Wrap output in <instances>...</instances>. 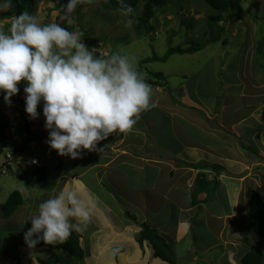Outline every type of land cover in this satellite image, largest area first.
Here are the masks:
<instances>
[{
    "label": "rangeland",
    "instance_id": "1",
    "mask_svg": "<svg viewBox=\"0 0 264 264\" xmlns=\"http://www.w3.org/2000/svg\"><path fill=\"white\" fill-rule=\"evenodd\" d=\"M64 6L66 4H63L62 0H37L29 13L33 14L42 24L55 22L69 31L76 29L83 31L84 43L89 48L96 47L100 54L119 52L135 57L137 68H139L138 63L143 59L162 58L171 48L189 47L190 39L199 42V45H203L205 40L209 38L208 34L203 35L204 32H214L216 35L218 33L219 40L212 45H207L199 53L192 55L172 54L165 61L154 60L141 66L144 70L141 74L148 84L150 82L157 83L148 74L147 70H150L149 72L161 73L164 76L163 82L166 86L155 87V89L151 86L152 106L140 114L137 123L131 129L140 131L137 134L131 130L130 134L125 132L123 143L128 145L126 150L132 156L143 155L142 153H144L149 157L158 156L160 158V156L164 155L163 157H165L167 155L168 158L165 159L167 164L175 162L170 157L171 153L174 155L183 152L180 150L184 148L185 140L197 144L201 142L207 145L208 148L212 147L216 152L225 153L230 161H235L233 158L235 154L247 166V170L244 173H238L230 169L226 172V177L239 180L242 187L241 195L245 193L247 188L251 187L258 191L264 199V81H262L261 75H257L259 68L255 65L256 44L259 37L264 36V0H242V15L239 16L232 12L230 16H225L224 20L215 22V24L207 21L212 14L210 11H213V9L207 4L203 6L202 0H170L167 7L150 21L152 29L149 35H142L141 32L137 35L132 26H127L126 20L128 18L120 13L106 11L102 0L94 4H78L75 11L67 16L63 14ZM142 7L143 3H140L135 10L134 17L141 14ZM5 11L6 9L0 10V14ZM14 18V16L9 18L0 17V29L7 32L13 24ZM206 23H209V25L207 26ZM89 40H96L97 42L91 45ZM19 87L20 92L11 98V104H6L3 94H0V116L8 122L7 133L14 148H19L23 141L25 134L22 128L26 125L27 118L22 114L25 109V94L23 91L25 85L23 82ZM171 96L177 100L178 106L172 103ZM189 99L197 105L198 109L193 107V103ZM157 106L162 112V116L158 114L159 109ZM37 111L40 113L39 117L35 120L29 117L31 124L28 126L31 131L34 130L35 133L42 136L37 131L39 126L45 124L42 115V104L38 106ZM205 112H208L210 117ZM221 114L229 116L233 122L230 121L229 124L227 117L219 118ZM247 116L248 118H245ZM142 117L153 122L147 123L141 119ZM203 117L207 119L204 120ZM175 119H178L177 125L174 122ZM234 122L237 123L234 125ZM41 130L46 132L44 126ZM112 139L117 140L118 138L114 134ZM43 144L38 145L34 142L33 147L28 145L24 151L27 156H31L33 153L39 156L40 153V158H45L48 154L54 157L55 151L47 147V143V148ZM230 144H233L236 149L227 147ZM119 147L122 148L120 143L112 148L119 150ZM104 148L109 152L108 148ZM99 149L97 145V150L99 151ZM88 152L81 153L80 158L85 154L83 159L66 157L68 160L65 162L66 164L61 162L62 171H73L78 166L89 164L91 159H89ZM115 154H119V151H116ZM116 157L118 156H114V159ZM202 160L205 161L206 156ZM18 163L22 166L23 176L21 180L18 179L13 183L16 185L12 184L11 186L10 177L0 172V181L2 183L9 182L7 189L3 190L0 187V202L7 199L12 191L22 190L25 205L30 210L35 211L39 204L44 201L46 194L51 193V190L55 187L54 177L59 174V171L56 170L47 181H44L45 177L43 178L42 175L40 182L38 180L36 182L34 177L31 178L33 181L30 180L35 168L24 166V162L21 161ZM233 166L231 163L229 168ZM10 168L13 171L17 167L14 163H11ZM164 169L163 167L162 169L150 167L139 172L126 165L123 170L125 177L122 178L120 170L115 166L113 171L105 175L106 181L103 182L108 185L106 184L103 187V198L100 202L111 210L108 222L112 226L123 228L125 224L131 225L134 219L141 218V215L134 211V208L137 207L132 202H137V196L143 194L145 190L148 191L150 185L153 189L157 187L155 189L157 196L151 197L152 195H150L148 197L155 207L160 203L157 200L160 194L161 197L165 193L169 195L166 197L163 206L161 207L163 201L159 205V208L161 207L160 212H158L159 216L148 215L152 225L155 224V221L156 223L160 222L159 220L163 219L162 215L167 212L171 213V218L167 222L169 225L177 218H190L186 213H182L178 206L174 208L175 206L171 204V198L176 194H181L182 191L180 188H169L171 184L168 178L164 176L166 171ZM96 171L93 170L88 173L86 179L97 192H100L99 187H102V184L98 185V182L96 183L94 177L98 173ZM99 172L100 176L103 177V172ZM192 174L191 183L194 181L197 171ZM119 177L121 179L118 181ZM231 185L227 181L222 184L221 189L216 191L215 199L218 208L222 204V199L225 198L222 195L224 191L232 192ZM17 186L21 187L16 188ZM39 191H43V196L38 199L32 193H39ZM123 191L126 192V197L122 195L121 192ZM197 196L201 195L198 194ZM245 203L248 204L246 198ZM239 206L241 207L242 204L240 203ZM240 210L241 212L244 211V209ZM246 213L245 220L248 221ZM24 218L25 213L23 210L14 212L6 218L0 207V264L16 259L17 256L19 258V245L23 246L22 249H26L24 248L27 246L24 239L14 241L20 236V232L16 233L19 227L26 223ZM238 223L235 220L234 227ZM229 224V221L224 223L218 219H207L204 207H200L198 212L196 211V216L193 217L192 222L185 224L183 228H179L174 233L171 242H175L167 243L172 247L173 253L175 251V264H227V254H230L229 249L227 247L225 253V247L223 244H219L221 240L217 237V233L223 228L227 234L230 230ZM28 226L30 228L31 224L28 223ZM91 227L89 222L87 230L93 232L94 230ZM130 227L136 228L133 225ZM26 229L24 226L22 232ZM10 232L13 233L9 235ZM176 233L177 235H175ZM229 233L235 236V240L239 237L240 239L243 236L245 237L240 249L241 252L248 251L250 247H253L264 254V239L259 238L254 232L250 231L248 222H243L236 231H230ZM230 238L231 236H229ZM81 244L84 245L83 240ZM83 247L86 253L87 246ZM47 248L51 250L55 249L56 246L47 245ZM141 250L145 254H149L150 257L151 250L148 247H146V250L145 248ZM194 252L197 256L194 257L195 259L192 257ZM49 255L50 257L44 259V264H55V261L58 264H81V262L59 248L54 252H49ZM234 257L238 264L239 253H235ZM87 262L89 264L91 260L84 259L82 264H87ZM150 262L152 261L141 262V264H151ZM152 264L164 263L156 260Z\"/></svg>",
    "mask_w": 264,
    "mask_h": 264
},
{
    "label": "clouds",
    "instance_id": "2",
    "mask_svg": "<svg viewBox=\"0 0 264 264\" xmlns=\"http://www.w3.org/2000/svg\"><path fill=\"white\" fill-rule=\"evenodd\" d=\"M98 2L68 0L63 14L70 15L78 4ZM117 3L131 27L135 9L127 0ZM11 7L12 0H0V10ZM83 37L79 29L69 31L55 22L42 24L27 11L14 18L7 32L0 29V94L11 104L23 82L24 111L35 120L42 104L48 147L71 159L97 150V145L112 134L130 131L140 114L152 106L151 85L137 70L135 57L119 52L100 54L96 47L89 48ZM22 153L12 156L4 152L6 165L1 172L6 173L7 166ZM23 161L35 170L42 167L35 155ZM89 222L90 211L79 194L61 191L41 202L30 215L31 227L24 233V241L30 249L41 242L63 244L73 232L85 231Z\"/></svg>",
    "mask_w": 264,
    "mask_h": 264
},
{
    "label": "crops",
    "instance_id": "3",
    "mask_svg": "<svg viewBox=\"0 0 264 264\" xmlns=\"http://www.w3.org/2000/svg\"><path fill=\"white\" fill-rule=\"evenodd\" d=\"M189 101L191 103H193L194 108L198 109L197 105L194 104L193 101H191L190 99H189ZM172 103L175 104V106L176 105L178 106L177 100H176V102L172 101ZM159 104H161V103L159 102ZM179 107H181V106H179ZM157 108L159 109L158 106H157ZM197 109H194V110H197ZM205 113L207 114V116H209L208 112H205ZM158 114L162 116V112L160 111V109H159ZM249 115H250V113H249ZM222 117H227L229 124H230V121L233 122L232 120H230L229 116H227L225 114L219 115V118H222ZM245 118H248V116ZM245 118H243V119H245ZM141 119L147 123L153 122V121H148L143 117ZM203 119L205 120L207 118L203 117ZM216 119H218V118L216 117ZM177 121H178V119L177 120L175 119V121H174V122H176V125H177ZM235 123H237V122H234L233 124L235 125ZM43 126H44V124H43ZM43 126H39V128H37L38 133L42 134L41 137L44 138V141L41 143H38V145L44 143L45 147H46V143L48 145V136L49 135H48L47 130H46V132L44 130H41L43 128ZM131 131H133V130H131ZM131 131H128L126 133L130 134ZM139 131L140 130H138V131L135 130L133 132H135L137 134V133H139ZM113 136H114V134L110 135L106 140H103L98 144L99 148L103 149L102 150L103 152L98 151V150L92 151V153L88 152V156L90 157L89 159H91L90 160L91 162L87 165L83 164L81 166H78V168L73 169V171L72 170L66 171V172L62 171L63 167H62L61 162H63V164H66L65 162L68 161L66 158L67 156L61 157V156H58L56 153H54L53 154L54 157H52V156H50V154H48V155H46L45 158H40V153H39V156H37V158H38L40 166L46 168V170L49 173L51 172V174H45V172H42V173H39L37 175L36 170H34V172L32 173V176L30 177V180H31V178L34 177L36 182H37V180H38V182H40V179L43 175V178L45 177L44 181H47L49 179V177L56 170L59 171V174L54 177L55 187L51 190V193L46 194V197L44 198V200H47V199L53 197L54 195L59 194L61 191L71 190V191H76L79 194L81 200L84 202L85 206L90 211V223L92 226L91 228L94 231L90 232L86 228L87 232L85 230L83 232H74V233H76L79 236L80 243H82V240H83L84 245L81 244V246L82 247L87 246V250H86L84 259H86L87 261L91 260V262H89V264H122V263H124V264H141V262H146V261H152L153 262L156 260L158 262L161 261L162 263L167 264L166 262H163L162 260H160L159 258H156L154 256L153 249L148 242L143 241L141 244L139 243L138 240L140 237V232L142 231L141 227L139 225L143 224V223L146 224L149 228L155 229L158 232V234L165 239L166 243H168V242L174 243L175 241L171 242L174 233L176 231H178L179 228H181V227L183 228V226H185V224L192 222L193 217L196 216V211L198 212L200 207H204L205 217L207 219H209V218L216 219V220L218 219L219 221H223L224 223H226V221H229V223H230L229 224V226H230L229 232L230 231H236L239 227H241L243 222H245V223L248 222L247 220H245L246 219L245 213H246L248 204L245 203L244 193H243V195H241L242 187L240 185V182H239V180H236L232 177H226L227 176L226 172L230 169H232L234 172H238V173H240V172L244 173V171L247 170V166L244 165L243 162L239 160L240 157L237 158L234 154L233 158L235 161H230L228 159V156H225V153L222 154L220 151L216 152V150L212 149V147L208 148L207 145H205L201 142H199L197 144V143H191V141H189V140H185L184 148L180 150L183 152L182 153H176L174 155L171 153L170 157H172L175 162L167 164L165 161V159L168 158L167 155L165 157H163L164 155L163 156L159 155L160 158L158 156H156V157L150 156L149 157V156H147V154L144 155V153H142L143 155H138V156L130 155L129 152L126 150V147L128 149V145L123 143L124 138H125L124 133H121L120 136L115 134V136H117V138H118L117 140L112 139ZM118 143H120L122 148L119 147V150L113 149L112 147L117 146ZM33 144L34 143H31L29 145H31L33 147ZM224 145H226V144H224ZM12 146H14V145L12 144ZM104 147L108 148L109 152L107 150H105ZM227 147H230L231 149L235 148L233 144H230ZM227 149H229V148H227ZM39 150H41V149L39 148ZM116 151H119V154H115ZM22 154H21L20 158L18 157L19 159H17L16 161L13 162L17 168H15V170L12 171L10 166L9 167L7 166L6 173H4L8 177H10V180L12 181V182H10L11 186L16 180H18V179L21 180V178L23 176L22 171H21L22 166L18 162L19 161L24 162L23 159L28 158L29 156L26 155L25 151H23ZM34 154L35 153H33V155ZM35 156H36V154H35ZM114 156H118V157H116L114 159ZM204 156H206L205 161L202 160L204 158ZM3 158L4 157L2 155H0V159H1V161H0V172L5 167ZM83 158H85V154H83L82 158H80V159H83ZM80 162H81V160H80ZM80 162H74V163H80ZM199 162H204V163L210 164V165H220L223 167L224 171L221 172L222 174H220L218 177L219 185H218L217 190L221 189L222 184L226 183L227 181H229L232 184L231 185L232 192H225L224 191V194H222L223 196H225V198L222 199V204L219 205L220 210L218 208V205H217V202L215 199L216 198V192L214 194V197H212L209 202L208 201L206 203L202 202V199L204 198V196L202 194H200L201 196H199V197L197 196L198 195L197 194L196 196L198 198L196 197L195 198L196 200H194L195 183H196V179L198 178V174L200 173V170L188 168L185 166V164L186 163L195 164V163H199ZM231 163L234 166L229 168ZM126 165L131 167V169H135L139 172H141L142 170L148 169L150 167L161 168V169H162V167L165 168L164 170H166V171H165L164 176L168 178V180L170 181V184H171L169 188H175V189L180 188V190L182 191L181 194H176V196L171 198V204H173V206H175L174 208H177V206H178L180 208V211L182 213H186L187 215H189L190 218L189 219L188 218H186V219H184V218L178 219L177 218L176 220H174V222L170 223L171 225H169L167 222L171 218V213L167 212L164 215H162L163 219H160L159 220L160 222L156 223V221H155L154 222L155 224L152 225V223L149 220L148 215L159 216L158 215V212H160L159 209H161V207L164 204V201L167 199L166 197L169 195L167 193H165L161 197V194H160V196L157 197V200L160 201V203H161V201H163L162 205L159 208V205H160V203H159L158 206L155 207L153 202L149 201L150 199L148 197L150 195H152L151 197H153L154 195L157 194L155 191V189L157 187H155L153 189V188H151L152 185H150V188L147 189L148 191L145 190V192L143 194H140V196H137V200H138L137 202H135V201L132 202V204H136V207H137V208H134V211L138 212L141 215L140 216L141 218L134 219L131 225L125 224L123 226V228H120L117 226H112L108 222V218L111 214V210L109 208H107L106 206L102 205L100 202L101 199L103 198V196H102V191L104 190L103 187H105V185L107 184V183H104L106 181L105 175L107 173L109 174L111 171H113V168H115V166H116V167H118V170H120L121 177L124 178L125 173L123 170H124V167ZM24 166H28V165L24 164ZM170 166H173V167H170ZM119 168H121V169H119ZM93 170H97L96 172H98L96 175H94V177L96 178L95 180H96V183L98 182L97 183L98 185L102 184V187L101 186L99 187L101 193L97 192V190L95 188H93L90 185V183L88 182V180L86 179L87 174L91 173V171H93ZM249 170H250V168H249ZM99 171L103 172V177L100 176ZM194 171H197V175L195 176L194 181L191 183V177H192V175H193L192 173ZM161 172H162V170H161ZM120 179L121 178L119 177L118 181ZM31 181H33V180H31ZM13 185H16V184H13ZM0 187H2L3 190L7 189L9 187V182L8 183H5V182L2 183V181H0ZM19 187H21V186H17L16 188H19ZM14 191L19 192L21 195V199H22V203L16 209L15 213L23 210V212L25 213L24 220L26 222L25 225H21L19 227V230L16 232V233L20 232V236L17 237L16 240H14V241H17V240L24 239V233L27 232L29 229L28 222H29L30 215L33 214L35 211L30 210L25 205V199H24V194H23L22 190H14ZM14 191H12V192H14ZM12 192L9 194V196L12 194ZM121 193L124 197L127 196L125 191H123ZM32 195L35 198L39 199L43 196V191H39V193L33 192ZM8 197H7V199H8ZM7 199L0 202L1 209H2V205L6 202ZM194 201H197V202H194ZM219 202H221V201H219ZM240 203L242 204L241 207L239 206ZM259 205L262 209H264L263 196H260ZM240 209H244V211L241 212ZM127 214H129V213H127ZM134 218H136V217L134 216ZM145 218L151 225L145 220ZM157 219H159V218H157ZM235 220L237 221V223L238 222L239 223L234 227L233 223L235 222ZM132 225L136 228L133 229V227H130ZM24 226L27 229L24 232H22V229ZM249 228H250V226H249ZM240 229H242V228H240ZM242 230H244V229H242ZM250 231H252L251 228H250ZM245 232H246V230H245ZM11 233H13V232H10L9 235ZM228 233L226 234V232H225V230H223V228H221V231L219 233H217V237L221 240L219 242V244L224 245L225 253H226L227 247L229 249L230 254H227L228 255L227 264H231V263L237 264L236 260L234 259L235 253H237V254L239 253L238 264H241V262H240V259L242 257L241 254H245L247 252V251L241 252V250H240L245 237L243 236V238H241V239L239 237L235 240L234 239L235 236H232V233H229V234ZM86 234H89V235H86ZM175 235H177V233ZM229 236H231L230 239H229ZM212 245H215V244H212ZM22 247L23 246L19 245V249H20L19 258L17 256L16 259L10 260L5 264H44V261H45L44 259L50 257L49 252H51V251L54 252V250L58 249V247L56 246L55 249L50 250L47 248V245H44V243H39L35 248H31V249L28 248L27 246L24 247L26 249H22ZM146 247H148L151 250L150 257H149V254H145L144 251L141 250L142 248L143 249L145 248V250H146ZM170 248L172 249L171 246H170ZM83 250L85 252L84 247H83ZM225 253H223V255H225ZM174 254H175V251H174ZM192 257L193 258L197 257L195 255V252L193 253ZM152 262H150V263L152 264ZM55 264H58V262L55 261ZM87 264H88V262H87Z\"/></svg>",
    "mask_w": 264,
    "mask_h": 264
},
{
    "label": "trees",
    "instance_id": "4",
    "mask_svg": "<svg viewBox=\"0 0 264 264\" xmlns=\"http://www.w3.org/2000/svg\"><path fill=\"white\" fill-rule=\"evenodd\" d=\"M170 0H127V3L131 4V6L136 10L140 3H143L142 12L140 15L136 17H132L135 23L132 25L133 29L137 32V35L141 32L142 35H149L151 32V25L150 21L163 9L166 8L167 3ZM203 6L205 4L209 5L213 11H210L212 14L208 17L209 22L214 23L220 22L224 20L225 16H230L232 12H235L239 16L243 14V9L241 7L242 0H202ZM37 0H12V7L6 9L5 12L0 14V17H17L22 12H30ZM103 7L108 12H116L120 13L119 5L117 0H102ZM63 4H67V0H62ZM207 26L209 23H206ZM212 24V25H214ZM211 25V26H212ZM209 26V27H211ZM222 32V31H221ZM209 35V38L205 40L203 45H199V42H196L193 39L189 40L190 46L187 48H171L167 51L166 55H163L162 58L153 57L152 59H143L141 60L138 65L139 68L137 70L140 73H143V69L141 66L152 62V61H165L170 55L172 54H179V55H192L194 53L201 52L207 45L216 43L219 40V35L214 32H207L203 33V35ZM216 35V36H215ZM90 44L93 45L97 41L96 40H89ZM225 40L223 41V43ZM255 65L259 68V72L257 75L262 76V81H264V36L261 35L259 40L257 41L256 48H255ZM148 74L151 75L153 79L157 81V83L150 82L149 84L155 89V87H165L164 84V76L161 73H153L149 72ZM162 81V82H161ZM172 98V96H171ZM262 100V98H261ZM173 102H176L174 98H172ZM22 112L23 116H27L26 118V125L22 128L23 133L25 134L23 141L19 148H14L12 146V141L10 140V136L7 133L8 130V122H6L2 116H0V155L4 152H10L12 156H16L17 154L23 152L25 148L31 143H41L44 141V138L39 136L38 134H34L29 129V116ZM252 133L254 131H251ZM56 153V152H55ZM83 156V155H82ZM6 165V164H4ZM186 167L192 168L195 170H200L198 174V178L196 179L195 183V194H202L204 198L202 199L203 203L209 202L218 188L219 185V175L223 172V167L220 165H210L204 162H199L195 164H185ZM37 175L39 173L45 172V174L49 173L46 168L41 167L36 170ZM208 172V173H206ZM211 174L212 176H209ZM246 200L248 202V209H247V219L248 224L252 231L258 236L259 238L264 239V209H262L259 205L260 202V195L258 191L249 187L245 191ZM196 197H194V200ZM197 202V201H194ZM22 199L19 192L14 191L8 197L6 202L2 205V211L4 217H10L16 209L21 205ZM141 232L139 237V243L141 244L143 241L148 242L152 249L154 256L159 258L163 262L167 264H175V255L170 248V246L166 243L165 239L161 237L155 229L149 228L146 224H140ZM58 248L68 252L75 260L83 263L85 252L81 246L79 236L76 233H72V235L68 238V240L63 244L56 245ZM241 264H264V254L262 252L256 250L253 247H250L249 250L242 255L240 259Z\"/></svg>",
    "mask_w": 264,
    "mask_h": 264
},
{
    "label": "built area",
    "instance_id": "5",
    "mask_svg": "<svg viewBox=\"0 0 264 264\" xmlns=\"http://www.w3.org/2000/svg\"><path fill=\"white\" fill-rule=\"evenodd\" d=\"M33 163H36V161H35V160H33Z\"/></svg>",
    "mask_w": 264,
    "mask_h": 264
},
{
    "label": "bare ground",
    "instance_id": "6",
    "mask_svg": "<svg viewBox=\"0 0 264 264\" xmlns=\"http://www.w3.org/2000/svg\"><path fill=\"white\" fill-rule=\"evenodd\" d=\"M255 81H256V79H255Z\"/></svg>",
    "mask_w": 264,
    "mask_h": 264
}]
</instances>
